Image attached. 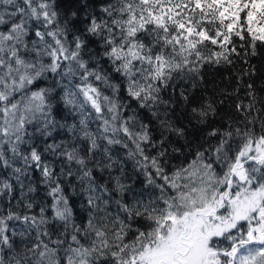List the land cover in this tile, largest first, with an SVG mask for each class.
Segmentation results:
<instances>
[{"label": "clouds", "instance_id": "1", "mask_svg": "<svg viewBox=\"0 0 264 264\" xmlns=\"http://www.w3.org/2000/svg\"><path fill=\"white\" fill-rule=\"evenodd\" d=\"M0 264H264V0H0Z\"/></svg>", "mask_w": 264, "mask_h": 264}]
</instances>
